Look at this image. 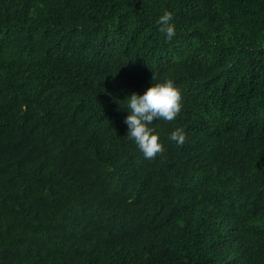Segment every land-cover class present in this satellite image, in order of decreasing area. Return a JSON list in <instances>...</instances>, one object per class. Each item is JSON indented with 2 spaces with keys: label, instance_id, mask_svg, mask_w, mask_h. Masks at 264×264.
<instances>
[{
  "label": "trees",
  "instance_id": "trees-1",
  "mask_svg": "<svg viewBox=\"0 0 264 264\" xmlns=\"http://www.w3.org/2000/svg\"><path fill=\"white\" fill-rule=\"evenodd\" d=\"M152 72L179 113L146 159ZM0 264H264V0H0Z\"/></svg>",
  "mask_w": 264,
  "mask_h": 264
},
{
  "label": "clouds",
  "instance_id": "clouds-1",
  "mask_svg": "<svg viewBox=\"0 0 264 264\" xmlns=\"http://www.w3.org/2000/svg\"><path fill=\"white\" fill-rule=\"evenodd\" d=\"M155 24L164 34L165 40H170L176 32L173 12L163 9L156 17ZM121 105L127 115L124 122L127 125L126 137L131 139L146 159L155 157L162 151L159 133L153 126L154 118L165 123H172L179 113V98L173 81L170 78H159L152 72L151 83L142 93L135 91L127 94ZM167 143L179 149L184 143L180 132H173L167 137Z\"/></svg>",
  "mask_w": 264,
  "mask_h": 264
}]
</instances>
